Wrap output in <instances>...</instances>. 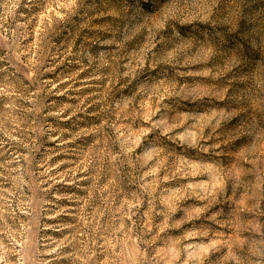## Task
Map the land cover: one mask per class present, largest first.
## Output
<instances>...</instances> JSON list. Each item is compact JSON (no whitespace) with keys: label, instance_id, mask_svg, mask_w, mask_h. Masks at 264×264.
<instances>
[{"label":"rangeland","instance_id":"rangeland-1","mask_svg":"<svg viewBox=\"0 0 264 264\" xmlns=\"http://www.w3.org/2000/svg\"><path fill=\"white\" fill-rule=\"evenodd\" d=\"M0 264H264V0H0Z\"/></svg>","mask_w":264,"mask_h":264}]
</instances>
